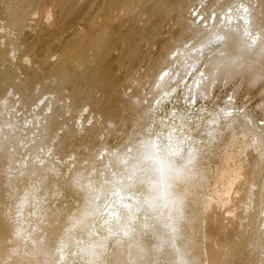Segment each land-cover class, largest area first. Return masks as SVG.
Returning a JSON list of instances; mask_svg holds the SVG:
<instances>
[{"label":"rangeland","instance_id":"obj_1","mask_svg":"<svg viewBox=\"0 0 264 264\" xmlns=\"http://www.w3.org/2000/svg\"><path fill=\"white\" fill-rule=\"evenodd\" d=\"M46 1L0 0V26H3L0 27V43L4 41L1 43L3 48L0 46V70L9 75V83L14 87L25 89L39 84L48 86L44 90L40 87L34 89L35 96H42L44 103L31 101L25 104L21 96L12 95L8 97L4 108L0 106V164L3 165L7 150L13 152L10 147L17 152L19 161L29 160L30 151L39 147L48 148L51 145L49 142L54 141L53 146L60 148L61 159H68L72 151L76 153V159H80L97 153L103 147L109 149L115 144L125 146L132 140L137 141L139 135L136 133V119L151 98L157 75L168 66V54L174 50V42L178 41V47L187 45L184 48L201 45L204 57L209 52L203 44L214 35L213 29L199 32L200 26L197 25L202 19L196 21V29L193 27L195 33L188 28V13L197 6L198 3H195L198 0H135V5L131 8L126 6L125 0ZM203 1L205 5L196 8L198 13L208 8L203 20L215 16L216 19H211V24H215L220 18L217 16L225 6L236 7L242 1H247L257 11L259 2L264 4V0H230L229 3L226 2L229 0H217V3L213 0ZM118 3L120 5L117 8ZM178 4L181 5L178 7ZM48 5L53 19L51 17L45 24L43 12L50 9ZM174 6L176 7L172 10ZM27 7L29 10H26ZM255 16L256 25L261 26L257 12ZM25 23L28 25L25 26ZM95 26L99 28L95 29ZM131 30H135V34L129 36L128 42L123 40ZM138 30L143 33H136ZM102 32L109 33L114 46L105 54V65L96 70L99 75L91 76L83 82L60 85L56 68L75 58V43L86 44ZM127 45L131 46L132 53L121 56L120 49ZM173 70L181 72L186 85L195 74H203L204 65L201 61L195 67L185 64L184 69L174 67ZM215 73L217 77L203 89V98H198L189 106L183 95L184 88L179 86L171 99L162 103L158 113L167 118H173L177 112L186 113L184 118L190 117L187 121L190 127L198 121L203 125L217 114H237L250 129L261 135L263 146L257 150L243 146L242 139L238 137L234 151L239 150L240 153L236 155L238 160L234 164L240 166L241 172L227 197L219 192V186L213 187L218 161L221 160L222 152L229 149L226 146L227 135L223 131L197 130L194 137L197 140L196 146L200 148L199 167L203 169L206 180L187 197V213L179 222H176V218L173 223L175 228L172 232L179 237L174 246H179L182 250H171L167 243L169 231L158 225L146 230L137 224L123 229L127 239L121 240L119 246H116L118 242L115 240L120 238L119 230H116L114 237H108L105 230L99 232L106 240L102 261L91 256L87 245L82 241L68 244L66 264H264V213L258 209L259 203L264 201V69H259L253 63V57L236 56L231 65L222 67ZM109 75L116 78L117 83L113 87L103 82ZM6 93L7 90L0 84V99ZM113 93L114 97L121 98L122 103L110 109L112 104L108 103ZM45 107L47 110L39 116ZM81 114L86 130L79 134L74 123ZM46 122L47 139L40 141L41 130ZM174 127L173 120L165 122V126H158L155 133L158 138L154 140L158 142L163 137L169 138ZM185 129L186 127L183 130ZM98 161H101V157H98ZM84 173L85 171L82 174ZM72 179L73 185L78 189L76 186L84 180V176L76 174ZM1 197L0 195V199ZM208 199L211 202L204 211L203 201ZM193 202H196V206H193ZM4 203L5 200L0 201V223H5L11 229L12 222L8 220V212L6 216L3 215ZM59 206L60 203L56 204V207ZM53 208L54 204L48 202L41 210L51 211ZM72 211L73 208L69 205L66 214L71 215ZM26 213L28 216L25 223H28V227L23 237L25 236L24 244L29 247L33 240L46 239L45 232L49 230L47 226H41L43 230L35 231L33 226L38 216H33L30 208ZM60 219L63 223L66 222L65 218ZM6 247L10 248V245L5 243V250ZM26 249L11 255L7 264H32V258L24 253ZM114 255L116 258L112 259ZM179 256L186 260H181ZM36 258L39 262L46 260L40 253Z\"/></svg>","mask_w":264,"mask_h":264},{"label":"bare ground","instance_id":"obj_2","mask_svg":"<svg viewBox=\"0 0 264 264\" xmlns=\"http://www.w3.org/2000/svg\"><path fill=\"white\" fill-rule=\"evenodd\" d=\"M203 2V0L202 2L198 0L195 3H198L196 7L205 5ZM213 2L217 3L218 1L213 0ZM226 2L229 3L230 0ZM124 3L128 8H131L135 5V0H125ZM119 5L118 3L117 8ZM176 6L172 7V10ZM196 7L189 11V22L187 20L186 22L190 31L193 32L198 19H202L197 25V27L200 26L199 32L213 29V37L203 44V46H207L209 53L203 57V50H200L201 45L196 48H184L187 45L178 47V41L174 42L172 48L174 50L168 54V66L164 67L157 75L152 86L151 98L136 119L135 125L138 126L136 133L139 135L137 141L132 140L125 146L115 144L109 149L103 147L97 153L80 159H76V153L73 151L70 152L68 159H61L60 148L53 146L54 141L49 142L51 145L48 148L39 147L30 151L28 155L31 154V158L29 160L19 161L13 147H10L13 150L12 153L7 150L6 162L4 165L0 164V195L2 196L0 201L4 202L5 200L3 215L6 216L8 212V220H11L12 227L8 229L5 223H0V264H7L11 255L26 248L24 253L32 258V264H66L68 244L78 241L87 245L91 256L94 255L99 261H102L105 256L106 240L102 235H99V232L105 230L108 237H114L116 230H119L120 238L115 239L118 242L116 246H119L121 240L127 239V234L123 229L129 226L135 227L137 224L146 230L153 225H158L169 231L167 243L170 244L171 250H182L179 246H174L179 237L177 233L172 232V229L175 228L173 223L176 218V222H179L187 213V197L194 188L201 187V182L206 180L203 169L199 167L200 148L196 146L197 140L194 137V133L200 129L223 131L227 135L226 146L229 149L222 152L213 179V187L219 186L221 189L219 192L225 198L227 197L226 195L232 189L241 172L240 166L234 164L235 160H238L236 155L240 153L239 150L234 151V148L237 147L238 137L242 139L243 146L253 147L257 150L263 146L261 135L250 129L237 114H217L209 118L203 125L198 121L190 127V123L187 122L190 117L184 118L186 113L176 111L173 118H167L161 116L158 111L162 103L172 97L179 86L184 88L183 95L189 106L198 98H203L204 87L210 84L214 77H217L215 71L231 65L236 56L253 57V63L259 69H264V4L262 1L259 2L257 11L247 1H242L236 7L225 6L217 16L220 18L215 24H211V19L215 20V16L203 20L208 8L205 11L202 9L198 13ZM49 8L44 9L43 12L45 24L52 17L51 7ZM117 8L115 9L117 10ZM26 10H29L28 7ZM256 12L261 26L256 25ZM33 20H31L32 23L35 21ZM25 24V26L28 25ZM205 24L206 27H203ZM51 26L53 27V25ZM98 26H95V29ZM4 29L7 30V28ZM136 33L141 34L143 31L138 30ZM132 34H135V30L127 33L123 40L128 42L129 36ZM74 37L77 39L76 35ZM70 40L72 39L70 38ZM113 46L114 42L109 33L103 32L101 35L97 34L93 41L86 44L76 42L75 58L63 62L56 68V74L61 81L60 85L71 84L74 81L83 82L91 76L99 75L96 70L105 65V54L112 50ZM120 52L121 56H129L132 53L131 46H123ZM201 61L204 65L203 74L201 76L195 74L191 82L184 85L181 72L174 71L173 68L184 69L185 64L195 67ZM0 79L2 88L7 90L6 96L0 99L1 107L6 106L8 97L12 95L21 96L25 104L31 101L37 104L44 103L45 99L42 96L37 97L34 94V89L37 87L43 90L48 88L44 83V85H32L25 89L14 87L9 83V75L2 70H0ZM103 82L112 85V87L117 83L116 78L110 75L108 78H104ZM114 96L113 93L108 103L112 104L110 109H114L122 103L121 98ZM44 110H47V107L40 111L39 116H42ZM82 117L83 114L79 115L74 123L79 134L86 130V123H83ZM172 120L175 127L172 128L169 138L163 137L156 142L154 138H158L155 135L158 126H165V122ZM47 124L46 122L41 130L40 141L47 139ZM185 127L186 131L183 130ZM38 151H42V153ZM98 157H101V161H98ZM84 171L85 173L82 174ZM76 174L84 176V180L76 186L78 189L73 185L72 179V176ZM48 202L54 204L53 210L45 209L42 212V206ZM210 202L211 199L203 201L202 209L204 211L209 207ZM59 203L60 206L56 207V204ZM192 204L196 206V202ZM69 205L73 208L71 215L66 214ZM29 208L33 210V216H38L33 226L34 230H43L42 227L47 226L49 231L45 232L46 239L33 240L32 246L27 247L24 244L25 236L23 237V234L28 227L25 219L28 216L26 210ZM258 209L264 213V201L259 203ZM62 217L66 222H62L60 219ZM5 243L7 246L9 244L10 248L6 247L5 250ZM38 253L44 255L46 260L39 262L36 258ZM114 258H116L115 255L112 256V259ZM179 258L183 261L186 260L182 256Z\"/></svg>","mask_w":264,"mask_h":264}]
</instances>
